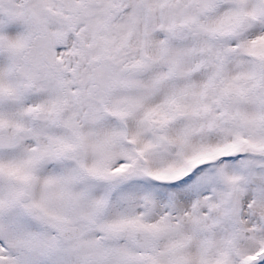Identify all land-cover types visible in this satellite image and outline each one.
<instances>
[{"label": "snow or ice", "instance_id": "snow-or-ice-1", "mask_svg": "<svg viewBox=\"0 0 264 264\" xmlns=\"http://www.w3.org/2000/svg\"><path fill=\"white\" fill-rule=\"evenodd\" d=\"M0 264H264V0H0Z\"/></svg>", "mask_w": 264, "mask_h": 264}]
</instances>
